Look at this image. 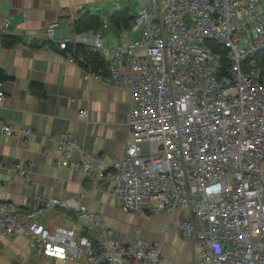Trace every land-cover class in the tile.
I'll return each instance as SVG.
<instances>
[{"label":"built area","instance_id":"obj_1","mask_svg":"<svg viewBox=\"0 0 264 264\" xmlns=\"http://www.w3.org/2000/svg\"><path fill=\"white\" fill-rule=\"evenodd\" d=\"M58 25L49 22L44 39L56 41L68 61L85 63L77 45L104 57L100 31L55 38ZM7 26L4 18L0 44ZM132 29L139 38L108 50L110 82L132 103L123 153L105 172L100 155L85 159L73 136L60 132L50 136L58 139L57 163L100 179L110 175L111 196L123 211H185L175 217L199 255L189 264H264V73L255 58L264 49V0L143 1ZM1 87L0 80V100ZM0 129L11 137L34 132L1 120ZM74 151L83 158L72 159ZM14 169L27 176L24 167ZM56 206L74 210L78 223L95 231V243L72 228H46L39 216ZM25 217L0 201V234L31 237L35 255L57 264L79 256L87 264H175L158 241L136 236L122 243L73 199L49 197Z\"/></svg>","mask_w":264,"mask_h":264},{"label":"crops","instance_id":"obj_2","mask_svg":"<svg viewBox=\"0 0 264 264\" xmlns=\"http://www.w3.org/2000/svg\"><path fill=\"white\" fill-rule=\"evenodd\" d=\"M143 1L150 0H0V27L8 18L9 29L0 44V80L5 95L0 100V120L34 131L29 136L23 132L11 137L0 129V201L17 205L21 219L26 220V213L44 205L49 197L73 199L98 214L122 243H131L136 236L158 241L164 257L175 264H189L199 260V255L175 217L185 211L172 215L147 207L123 211L111 196L110 175L100 179L59 165L58 139L50 137L70 133L85 149V159L95 155L103 158L101 168L105 172L123 153L132 107L129 92L114 86L108 72H92L81 62L68 61L57 42L45 40L44 35L46 25L57 20L55 38L62 34L71 37L74 20L90 13L102 21L97 30H90L101 32L109 50L140 37V31L132 29V20L129 26H118L111 15L127 9L132 17ZM108 50L103 57L107 66ZM82 110L86 116L80 114ZM71 157L83 158L77 151ZM15 164L24 167L27 176L14 169ZM39 220L49 230L57 226L72 228L79 237L95 243V231L81 226L72 209L52 207ZM32 244L33 239L27 235L0 234V264H57L36 256ZM64 264L87 261L79 256Z\"/></svg>","mask_w":264,"mask_h":264},{"label":"trees","instance_id":"obj_3","mask_svg":"<svg viewBox=\"0 0 264 264\" xmlns=\"http://www.w3.org/2000/svg\"><path fill=\"white\" fill-rule=\"evenodd\" d=\"M133 19V16L128 15L127 9H123L121 11H116L111 15V20L117 24L118 26L121 24L123 26H129L130 21ZM102 25L101 19L97 15H93L90 13H84L78 18L74 20L72 32H80L85 30H97ZM213 48L222 53L223 56L226 55V50L219 44H211ZM76 52H80L83 54L85 58V63L81 64L86 68H89L92 72H97L99 70L107 72V62L100 56L98 53L90 51L88 48L77 45L75 48ZM257 64L261 67V70L264 73V49H261L255 55ZM223 66L221 71L225 69L227 64V60L224 57ZM1 79V76H0Z\"/></svg>","mask_w":264,"mask_h":264},{"label":"rangeland","instance_id":"obj_4","mask_svg":"<svg viewBox=\"0 0 264 264\" xmlns=\"http://www.w3.org/2000/svg\"><path fill=\"white\" fill-rule=\"evenodd\" d=\"M209 65H210L211 67H214V62H211ZM262 177L264 178V163H263V165H262Z\"/></svg>","mask_w":264,"mask_h":264}]
</instances>
